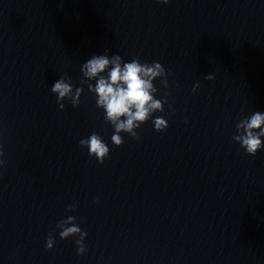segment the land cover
<instances>
[{
  "label": "clouds",
  "instance_id": "9594fccd",
  "mask_svg": "<svg viewBox=\"0 0 264 264\" xmlns=\"http://www.w3.org/2000/svg\"><path fill=\"white\" fill-rule=\"evenodd\" d=\"M160 3L167 4L169 0H159ZM110 49H105L102 55H93L81 66V73L84 79L81 80V87H75L71 78L61 76L52 85L51 92L56 95L57 103L61 110L64 109V100L70 101L73 107L79 106L80 97L84 91L83 85L87 84L88 91L97 97V107L105 112V121L114 129L111 136L112 143L119 147L124 143L121 133H126L130 137L140 139L137 129L149 120L154 112L164 111V100L156 99L154 94L157 88L154 81L160 79L167 88V72L159 63H141L139 59L131 62H124L121 55L109 56ZM104 73H107L105 76ZM205 79L212 80L214 76L208 74ZM95 81V84L89 83ZM199 83L193 86V91L199 88ZM75 87V90H74ZM157 132H162L168 128V122L163 117H157L153 121ZM236 134L233 140L240 144L245 152L250 156L264 149V113L254 112L250 117L240 120L236 124ZM81 147H87L88 154L94 156L99 164H103L110 156V149L102 140L101 136L93 132L87 138L80 140ZM3 146L0 145V157H3ZM4 160L0 159V166ZM99 198H97L98 201ZM75 204L69 205L68 210L74 211ZM61 229L59 236L61 239L69 237H79L75 243L77 254L86 251L84 240L87 232L82 231L76 223V217L69 215L57 224ZM55 237L49 233L46 240V248L52 249Z\"/></svg>",
  "mask_w": 264,
  "mask_h": 264
}]
</instances>
